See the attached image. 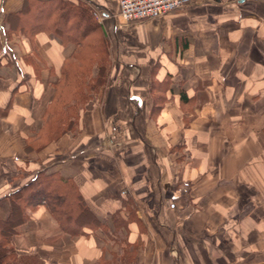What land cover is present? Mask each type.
I'll use <instances>...</instances> for the list:
<instances>
[{
    "label": "crops",
    "instance_id": "obj_1",
    "mask_svg": "<svg viewBox=\"0 0 264 264\" xmlns=\"http://www.w3.org/2000/svg\"><path fill=\"white\" fill-rule=\"evenodd\" d=\"M87 1L109 25L112 83L89 100L71 135L35 152L29 141L76 46L50 32L32 42L7 37L6 17L24 0H0V42L8 49L0 62V197L44 171L73 182L94 216L62 224L38 205L15 227L8 260L264 264V0H193L127 23L111 15L117 0ZM120 76L126 89L118 94ZM171 196L205 216V223L195 218L205 233L188 240V259L175 251L178 219L166 240L164 222L152 216Z\"/></svg>",
    "mask_w": 264,
    "mask_h": 264
},
{
    "label": "trees",
    "instance_id": "obj_2",
    "mask_svg": "<svg viewBox=\"0 0 264 264\" xmlns=\"http://www.w3.org/2000/svg\"><path fill=\"white\" fill-rule=\"evenodd\" d=\"M91 7L87 0H24L19 10L7 15L8 27L5 35L9 37L12 34L34 35L38 32H50L62 43L75 44L76 50L73 53L75 56H87L97 48L96 43L88 40L89 34L98 29L100 42H105L100 23L92 15ZM98 48L104 49L101 46ZM2 61L7 63L8 49L0 42V62ZM73 72H75L73 68L65 64L61 69L58 85L62 84L64 79L69 81L74 78ZM180 95L183 99L181 91ZM72 99L73 101L69 100L68 103L75 104L76 98ZM68 103L63 110L62 119L58 117V121L63 125H69L72 119H75V111L71 113L70 103ZM52 111L53 109L48 111L47 115L52 114ZM5 200L8 215L4 219L0 218V264H12L8 258L14 251L11 246V237L16 232L15 227L24 223L28 218V212L40 204L45 205L62 224L94 219L73 182L59 176L45 174L44 171L38 172L7 196L0 197V202Z\"/></svg>",
    "mask_w": 264,
    "mask_h": 264
},
{
    "label": "rangeland",
    "instance_id": "obj_3",
    "mask_svg": "<svg viewBox=\"0 0 264 264\" xmlns=\"http://www.w3.org/2000/svg\"><path fill=\"white\" fill-rule=\"evenodd\" d=\"M91 13L96 19L98 23H100V28L102 30V33L105 32L104 28L107 29L109 26L107 22L102 20V13L99 10H96L94 7H91ZM107 31V30H106ZM18 36L25 37L28 41L32 42L33 35L29 34H17ZM90 39L91 42L96 43V50L91 51L87 56L85 55H79L75 56L74 54L70 56L68 60L65 61V64L68 66H71L75 72L72 76L71 80H65L62 84L56 86L57 91H55L54 102L52 104V114L47 115L42 119V128L40 131L34 135L30 139V151H41L46 144L50 142H56L63 134L74 132L75 128L77 129L78 126H80V116L82 112L85 110L86 106L92 105L89 102V100L96 96L98 93H106L107 88L105 89L109 83L110 80L112 81V74H111V67L112 60L110 59V56L108 54V46H107V40L104 39V43L100 42V34L99 30L97 29L96 32H93L92 34L88 35V40ZM100 44V45H99ZM101 46L104 48L103 50L99 49L98 47ZM110 68V69H109ZM115 72V71H114ZM123 74V70L120 71V75ZM121 77V76H120ZM123 78L121 77L119 79V82L115 83L117 87H113L118 94L122 93L126 87L123 85ZM112 83V82H111ZM110 83V84H111ZM111 87V86H109ZM123 87V88H122ZM125 87V88H124ZM112 88V89H113ZM113 89V90H114ZM137 89H140L139 87ZM76 98V102L70 103L73 101L72 98ZM151 98L156 99V94H151ZM70 100V104L68 101ZM70 105V111L71 113L74 112L75 119H72L69 123V125H63L58 121V117L62 119L63 110L66 108V104ZM153 104H157V106H154V108L158 107L157 102H153ZM101 105V104H100ZM96 106V103H95ZM72 107V108H71ZM62 112V114H59ZM155 112V110H154ZM76 113V114H75ZM165 157H169L167 154ZM156 199L153 201L155 206ZM180 206V209H177ZM175 208V209H174ZM174 209V211L172 210ZM198 212L202 211V209H198ZM155 213V212H154ZM153 219H156V216L159 218V221H163L165 224V239L171 240V226L173 222H176L178 219L179 224V234L176 233L174 239V244L176 245L175 251H180V255L182 259H188L187 249H188V240L194 241L197 239L196 242H200L203 234L205 233L204 230L196 231L194 222L197 219V222L201 221V223H205V216H202L200 214H190L188 211V201L186 199H177L173 200L171 197H165L163 201V211L162 213L158 212L153 214ZM203 218V219H202ZM193 228V230H192ZM205 226H203V229ZM172 242V241H170ZM180 244V246H178ZM168 249H173V246L171 244V247L169 246ZM201 251H204V248L201 249ZM185 255V258L183 257ZM197 258L203 259L204 254L201 255L197 252ZM175 262V261H174ZM185 262H183L184 264ZM105 264V263H100ZM196 264V263H194ZM199 264V263H197ZM204 264V263H201ZM206 264H211L206 263ZM212 264H218L215 261H213Z\"/></svg>",
    "mask_w": 264,
    "mask_h": 264
},
{
    "label": "built area",
    "instance_id": "obj_4",
    "mask_svg": "<svg viewBox=\"0 0 264 264\" xmlns=\"http://www.w3.org/2000/svg\"><path fill=\"white\" fill-rule=\"evenodd\" d=\"M192 2L193 0H117L116 11L111 15L119 16L125 23L138 22L187 8Z\"/></svg>",
    "mask_w": 264,
    "mask_h": 264
}]
</instances>
